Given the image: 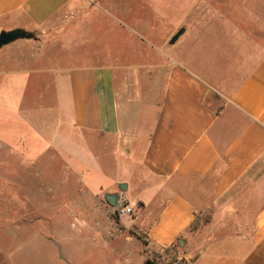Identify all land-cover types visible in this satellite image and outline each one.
Instances as JSON below:
<instances>
[{"label":"crops","instance_id":"obj_1","mask_svg":"<svg viewBox=\"0 0 264 264\" xmlns=\"http://www.w3.org/2000/svg\"><path fill=\"white\" fill-rule=\"evenodd\" d=\"M79 1L0 0V32L37 35L0 47V141L60 160V191H82L81 207L102 194L132 205L122 223L148 252L264 264V0H155L173 33L136 94L82 40L40 35ZM92 255L116 264L109 249Z\"/></svg>","mask_w":264,"mask_h":264},{"label":"rangeland","instance_id":"obj_2","mask_svg":"<svg viewBox=\"0 0 264 264\" xmlns=\"http://www.w3.org/2000/svg\"><path fill=\"white\" fill-rule=\"evenodd\" d=\"M154 1L80 0L75 11L54 20L40 35L45 40H82L86 58L116 67L136 94L139 75L152 78L173 33L171 26L159 29ZM144 83L151 87V79ZM59 171L60 160L22 159L0 141V264H94V249L111 250L116 264L184 263L171 249L148 252L143 236L137 245L134 230L124 226L103 194L100 206L81 207L86 195L61 192ZM107 253L101 255L106 262L113 258Z\"/></svg>","mask_w":264,"mask_h":264},{"label":"water","instance_id":"obj_3","mask_svg":"<svg viewBox=\"0 0 264 264\" xmlns=\"http://www.w3.org/2000/svg\"><path fill=\"white\" fill-rule=\"evenodd\" d=\"M182 34V31L177 32L172 38L171 43H175L180 35ZM34 35L31 33H28L26 31H23L21 29H15L11 31H1L0 32V47L9 44L10 42H13L20 38H32ZM107 198L109 202L112 205H116L118 202V195L117 194H108ZM59 246V245H58ZM61 254V250H59Z\"/></svg>","mask_w":264,"mask_h":264},{"label":"built area","instance_id":"obj_4","mask_svg":"<svg viewBox=\"0 0 264 264\" xmlns=\"http://www.w3.org/2000/svg\"><path fill=\"white\" fill-rule=\"evenodd\" d=\"M114 212H116V214L119 217H126L129 215H132L134 213V208L132 205H130L129 203L126 202H120L118 205H116V207L114 208ZM183 264H187V263H183Z\"/></svg>","mask_w":264,"mask_h":264},{"label":"trees","instance_id":"obj_5","mask_svg":"<svg viewBox=\"0 0 264 264\" xmlns=\"http://www.w3.org/2000/svg\"><path fill=\"white\" fill-rule=\"evenodd\" d=\"M116 214V212H115ZM117 215V214H116ZM198 227V222H196L193 226H192V229L191 230H195L196 228Z\"/></svg>","mask_w":264,"mask_h":264}]
</instances>
